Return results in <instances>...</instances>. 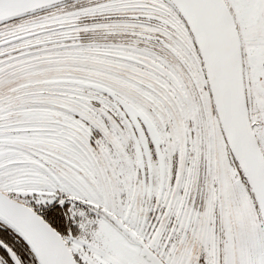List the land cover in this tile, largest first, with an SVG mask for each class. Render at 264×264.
<instances>
[{
	"label": "snow or ice",
	"instance_id": "snow-or-ice-1",
	"mask_svg": "<svg viewBox=\"0 0 264 264\" xmlns=\"http://www.w3.org/2000/svg\"><path fill=\"white\" fill-rule=\"evenodd\" d=\"M0 264H264V0H0Z\"/></svg>",
	"mask_w": 264,
	"mask_h": 264
}]
</instances>
